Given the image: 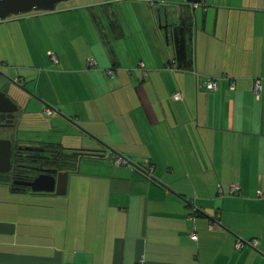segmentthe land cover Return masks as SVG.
Listing matches in <instances>:
<instances>
[{
	"label": "crops",
	"instance_id": "obj_1",
	"mask_svg": "<svg viewBox=\"0 0 264 264\" xmlns=\"http://www.w3.org/2000/svg\"><path fill=\"white\" fill-rule=\"evenodd\" d=\"M129 1L130 19L101 0L0 21V89L19 108L0 126L29 137L12 145L63 146L50 135L71 127L87 139L68 145L98 155L65 195L0 179V264H264V0ZM165 14L194 26L181 67Z\"/></svg>",
	"mask_w": 264,
	"mask_h": 264
},
{
	"label": "water",
	"instance_id": "obj_2",
	"mask_svg": "<svg viewBox=\"0 0 264 264\" xmlns=\"http://www.w3.org/2000/svg\"><path fill=\"white\" fill-rule=\"evenodd\" d=\"M69 0H0V21L29 14L34 11L52 12L57 4ZM188 3H200L201 0H186ZM112 13L117 17V12L112 2ZM164 32L165 42L168 43L171 38L174 40L176 61L178 67L186 59L187 50L192 53L194 26H190L186 19L177 17L175 22H169L165 14L164 25L160 26ZM179 34V35H178ZM179 36V39H178ZM188 48V49H187ZM6 88V86H5ZM26 93L24 89L18 88ZM20 106V104H19ZM19 110L15 102L7 96L3 88L0 89V119H4L6 124L13 123L15 113ZM26 150L34 148L25 147ZM12 142L11 140H0V173H8L11 169ZM69 171H58L56 169L47 170L40 174L30 183L31 191L38 193H50L54 195H65L67 191V179Z\"/></svg>",
	"mask_w": 264,
	"mask_h": 264
},
{
	"label": "flooded vegetation",
	"instance_id": "obj_3",
	"mask_svg": "<svg viewBox=\"0 0 264 264\" xmlns=\"http://www.w3.org/2000/svg\"><path fill=\"white\" fill-rule=\"evenodd\" d=\"M3 121L5 120L0 119V122ZM14 121L8 125L13 126L15 124ZM25 147L34 149L26 150ZM10 160L13 161L10 169L13 186L34 194H41L31 191L30 183L34 178L45 173L47 170L56 169L61 171L58 168V162L63 161L59 157V152L49 145H12V156Z\"/></svg>",
	"mask_w": 264,
	"mask_h": 264
},
{
	"label": "rangeland",
	"instance_id": "obj_4",
	"mask_svg": "<svg viewBox=\"0 0 264 264\" xmlns=\"http://www.w3.org/2000/svg\"><path fill=\"white\" fill-rule=\"evenodd\" d=\"M101 0H69L66 2H61L59 4H57V8H60L62 6L68 5V4H92V2H100ZM167 6L170 7V5L168 4ZM115 7V6H114ZM137 4L136 3H132L129 0H119V2H117L115 10L117 12V8L120 9V14L123 12L124 15L128 16L130 19V16L132 17L133 15H135V12L137 10V12H139V9L137 8ZM118 9V11H119ZM34 13H39V11H34L29 13V15ZM164 25V24H163ZM2 37H4V35H2ZM35 58L37 59V56H35ZM29 61V59H28ZM56 67V66H55ZM56 69V68H55ZM37 73L34 75V79H32L31 81L28 82L29 84V88H31V90L33 91V93L35 92V83H36V79H37ZM54 82L56 83V79L54 80ZM25 90V89H24ZM57 90L55 87V91L52 94H56ZM51 119V118H49ZM26 129L24 127H22V124L17 128H13V127H9V126H0V140H10V139H16V140H22V138H29L25 136V131ZM25 131V132H24ZM67 132H73L71 127H67L66 132L64 134H58L56 133H52L50 136L52 137H56V138H52V140H58L60 138V142H63V147L64 148H72V149H79L78 146L80 145H68L70 142H81L82 140L85 141V139H87V137L84 134H77V136H70L69 133ZM42 136L41 134L39 135V133L37 134V137Z\"/></svg>",
	"mask_w": 264,
	"mask_h": 264
},
{
	"label": "built area",
	"instance_id": "obj_5",
	"mask_svg": "<svg viewBox=\"0 0 264 264\" xmlns=\"http://www.w3.org/2000/svg\"><path fill=\"white\" fill-rule=\"evenodd\" d=\"M48 55H49V58L51 59V61L54 63V64H57L58 63V59H57V55L53 52V51H49L48 52ZM95 60L93 58H90L88 59L87 61V65L89 67H94L95 66ZM204 88L205 90L207 91H215L217 90V79H208L205 84H204ZM231 88L233 89L234 88V83H231ZM261 81L260 79L256 78L253 80V85H252V92H253V95L255 97L256 100H260V97H261ZM174 98L176 100H181L182 99V95L180 93H175L174 94ZM44 112L48 115L52 114L53 110L50 109V108H47L44 110ZM123 162V158L122 157H117L114 161V164L115 165H119ZM229 188H230V193H234L235 191L238 190V186L235 184V183H231L229 185ZM189 236L192 237V238H197V233H196V230L194 228H192L191 232L189 233ZM257 240H252L251 242H249L250 245L252 246H255L257 245ZM243 246V243L242 242H237L235 244V248L236 249H240L241 247ZM135 264H145L144 262V259L143 258H140L138 261L135 262Z\"/></svg>",
	"mask_w": 264,
	"mask_h": 264
},
{
	"label": "trees",
	"instance_id": "obj_6",
	"mask_svg": "<svg viewBox=\"0 0 264 264\" xmlns=\"http://www.w3.org/2000/svg\"><path fill=\"white\" fill-rule=\"evenodd\" d=\"M22 17H23V15L22 16H17V17H12V18H22ZM209 92H213V91H209ZM45 145H49L53 149L57 150L59 152L60 159L61 158L63 159L64 162L62 160L58 162L59 170H61V171H69L70 173L71 172H75L77 170L78 161L82 157H84V156H98L97 154L91 153V151H86L84 149L64 148L62 145H58V144L52 145L50 143H47ZM12 162L13 161L11 160V164H12ZM1 178L4 179L6 182H10L11 187L14 190L23 191V190L15 188L13 186V184L11 182V171H9L6 174H0V179Z\"/></svg>",
	"mask_w": 264,
	"mask_h": 264
}]
</instances>
